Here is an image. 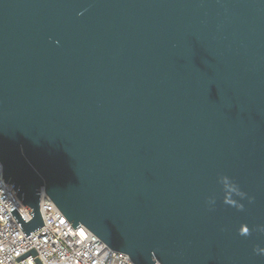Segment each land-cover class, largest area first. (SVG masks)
Listing matches in <instances>:
<instances>
[{
	"label": "water",
	"instance_id": "95a60500",
	"mask_svg": "<svg viewBox=\"0 0 264 264\" xmlns=\"http://www.w3.org/2000/svg\"><path fill=\"white\" fill-rule=\"evenodd\" d=\"M0 166L26 238L264 264V0H0Z\"/></svg>",
	"mask_w": 264,
	"mask_h": 264
},
{
	"label": "built area",
	"instance_id": "2783aa9c",
	"mask_svg": "<svg viewBox=\"0 0 264 264\" xmlns=\"http://www.w3.org/2000/svg\"><path fill=\"white\" fill-rule=\"evenodd\" d=\"M4 183L0 166V264H132L129 257L109 249L83 227L72 228L50 200L41 195L43 226L25 237L10 213L14 209L28 222V210ZM36 256H27L29 251Z\"/></svg>",
	"mask_w": 264,
	"mask_h": 264
},
{
	"label": "clouds",
	"instance_id": "9594fccd",
	"mask_svg": "<svg viewBox=\"0 0 264 264\" xmlns=\"http://www.w3.org/2000/svg\"><path fill=\"white\" fill-rule=\"evenodd\" d=\"M244 232H245L246 234H248V229H247V227L244 228ZM254 251H258L261 255H264V249H256V250H254Z\"/></svg>",
	"mask_w": 264,
	"mask_h": 264
}]
</instances>
